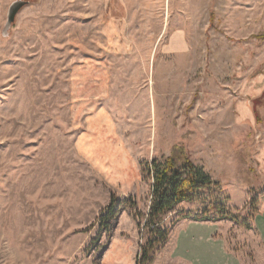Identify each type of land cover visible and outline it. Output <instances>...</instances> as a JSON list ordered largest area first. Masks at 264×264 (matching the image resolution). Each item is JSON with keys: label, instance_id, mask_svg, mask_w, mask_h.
<instances>
[{"label": "rangeland", "instance_id": "1", "mask_svg": "<svg viewBox=\"0 0 264 264\" xmlns=\"http://www.w3.org/2000/svg\"><path fill=\"white\" fill-rule=\"evenodd\" d=\"M14 1L0 0V264H138L137 218L152 187L144 166L175 144L250 226L198 220L205 202H182L166 215L170 236L151 264H264L254 227L264 198L254 155L264 131V0H27L6 29ZM148 80L165 87L163 121L103 98V84L117 95ZM244 99L260 115L237 122ZM103 106L115 131L92 147L110 171L77 145L86 114ZM124 157L133 166L121 171ZM110 206L119 214L106 226Z\"/></svg>", "mask_w": 264, "mask_h": 264}, {"label": "trees", "instance_id": "2", "mask_svg": "<svg viewBox=\"0 0 264 264\" xmlns=\"http://www.w3.org/2000/svg\"><path fill=\"white\" fill-rule=\"evenodd\" d=\"M184 152L183 145H175L173 152L162 159L154 158L144 166L146 177L152 180L151 196L148 209L141 214L139 226L143 229L144 242L141 244L142 255L138 264H151L155 252L166 243L170 236L171 226L166 225V215L185 201L201 200L206 206L200 214L194 216L198 220L232 219L249 227L250 223L239 215L232 213L225 203L229 199L222 190L221 183L210 177V174L197 165ZM115 198L113 196L112 201ZM252 200L253 207L257 201ZM107 214H102L101 221L106 223L119 214V209L106 207ZM257 209L253 213H256ZM250 218H254V214ZM185 212L180 217L190 216Z\"/></svg>", "mask_w": 264, "mask_h": 264}, {"label": "crops", "instance_id": "3", "mask_svg": "<svg viewBox=\"0 0 264 264\" xmlns=\"http://www.w3.org/2000/svg\"><path fill=\"white\" fill-rule=\"evenodd\" d=\"M242 68L243 67L239 69ZM261 74L262 73L260 72L259 75L261 76ZM260 79L259 78L255 79V83L254 82L253 83L256 85V83H258ZM238 86L239 87L243 86V89L245 88L246 86L245 77L243 78L242 83L241 84L239 83ZM253 88H257V86H253ZM260 88L262 89L263 92L264 87L261 86ZM103 89L101 88V90H103L102 92H106L103 98H105V100L108 102V105L111 104L117 107H125V106L142 107L141 112L139 110V112L137 111L138 112L137 114L141 116L143 119L144 118L147 119V122L151 123L152 125L154 124V122L157 123L165 120L167 99H166V90L165 87L162 86V84L156 82H154V84H150V80H148L141 90H137L136 88H133L131 90L125 91L124 93L120 91L117 95L111 91V87L110 85H108V83H107V87L105 85V88L103 84ZM109 91H111L112 94ZM199 106L200 104H196V108ZM226 107H229V104ZM236 108L238 109L237 111L238 115L236 118L237 122H241L243 120L250 121L254 119L255 116L257 117V115H260L259 112L260 109L259 107L257 108V106L255 107L254 101L253 103L250 102L248 103L247 101H245V99L240 100L239 102H237ZM86 116H87L86 118L87 126L85 130H82L83 133H81V135L79 136V141L77 144L79 147V151L80 153L83 154V156L86 159L90 160L92 165L97 167V169H101L103 171L107 169L106 171H108L110 167L107 166L105 169V167L101 165L100 163L101 161L94 155L92 145H95L103 135H105L107 138H110L112 136L113 132L115 131L113 119L111 118L112 115L110 111L103 106V108L101 109H95L94 111L89 112L88 114H86ZM104 119H109L111 121V125L108 126L107 124H105V127H107V129H105L104 130L105 132L102 133L101 129L104 128L103 123L106 122ZM261 135L263 137V140L259 144V147L255 149L256 152L254 153V155H255V163L257 164V166H259V171L261 173L259 175L261 176L262 179L261 186L264 187V131L261 132ZM171 152H169L168 154H163L162 156L168 157L169 155H171ZM121 153L124 154L120 150L119 151L120 156ZM104 159L105 161L107 159L109 161L108 157ZM147 159H150V156H148ZM121 162H122L121 167H119L121 171L124 170V167L127 168L129 165L133 166V164H130L128 157H124L123 159H121ZM106 164L109 165L108 163ZM121 176L123 178L122 181H126L127 182V183L125 182L126 186H128V182H130L129 180L131 179L129 174L126 175L122 174ZM251 186L254 187L256 185L252 184ZM258 209H259V213H257L258 215L255 219L254 227L258 229V231L260 232L261 240H263L264 242V198L261 200L260 207Z\"/></svg>", "mask_w": 264, "mask_h": 264}, {"label": "water", "instance_id": "4", "mask_svg": "<svg viewBox=\"0 0 264 264\" xmlns=\"http://www.w3.org/2000/svg\"><path fill=\"white\" fill-rule=\"evenodd\" d=\"M27 3V0H16L10 5L6 29H9L14 24V22L16 21L15 18L17 17L18 13Z\"/></svg>", "mask_w": 264, "mask_h": 264}]
</instances>
